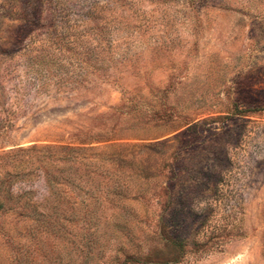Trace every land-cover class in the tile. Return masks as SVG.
Returning a JSON list of instances; mask_svg holds the SVG:
<instances>
[{"label": "rangeland", "instance_id": "rangeland-1", "mask_svg": "<svg viewBox=\"0 0 264 264\" xmlns=\"http://www.w3.org/2000/svg\"><path fill=\"white\" fill-rule=\"evenodd\" d=\"M0 264H264V0H0Z\"/></svg>", "mask_w": 264, "mask_h": 264}]
</instances>
